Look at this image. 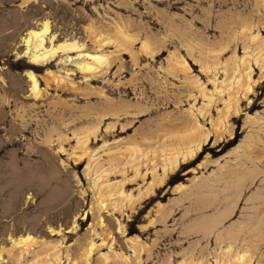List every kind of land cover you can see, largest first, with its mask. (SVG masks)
<instances>
[{"label":"rangeland","instance_id":"obj_1","mask_svg":"<svg viewBox=\"0 0 264 264\" xmlns=\"http://www.w3.org/2000/svg\"><path fill=\"white\" fill-rule=\"evenodd\" d=\"M262 4L0 0V161L35 168L51 161L60 178L0 184V243L25 230L37 237L27 251L4 252L0 264H222L226 249L225 261L247 252L250 264H264ZM44 17L56 36H72L83 47L33 69L14 52L26 27ZM85 53L107 55L110 65L83 74L78 65ZM176 60L187 69H174ZM27 71L40 99L28 97ZM49 71L63 87L45 84ZM248 72L250 91L236 95L238 112L216 130L236 80ZM195 126L199 135L209 134L208 143L157 184L170 149L180 146L177 134ZM85 128L94 133L83 143ZM107 187L120 188L124 197L114 195L101 207L97 194ZM28 191L33 201L16 205ZM11 204L19 208L15 214ZM48 225L60 231L50 233ZM88 241L89 259L80 261Z\"/></svg>","mask_w":264,"mask_h":264},{"label":"bare ground","instance_id":"obj_2","mask_svg":"<svg viewBox=\"0 0 264 264\" xmlns=\"http://www.w3.org/2000/svg\"><path fill=\"white\" fill-rule=\"evenodd\" d=\"M25 1H27V0H25ZM32 1H35V0H32ZM259 2H260V0H259ZM261 3H263L262 8H264V0H261ZM39 20L40 21H38V19H36L34 22H32L31 24H29L26 27V31L24 32V34L22 35V37L19 40V42H21L20 46H18V44H17V46L19 48L20 47L21 48H20V50H17V51L15 50L16 52H14V54H16L17 58L20 59L23 57H27L28 64L31 66V68L34 69L38 65H47L52 60H54L55 57H58L60 55L72 53V52L80 53L82 51L83 43L81 44L78 40H76V38L71 36L70 38L66 37L64 39L65 36H63V35H62L63 38L58 37V35L56 36V31L54 30V28H51V25H50L51 22L49 21V19L47 17H44V18L39 19ZM45 25H47V31H45ZM84 27H86V28H84V30L88 33V36H91L92 35V31L90 30L91 27L90 28L88 26H84ZM59 35H60V33H59ZM117 36H119V35H117ZM125 38H126L125 39L126 41L125 40L124 41L126 43L128 38H130V37L125 36ZM102 39L103 38H101L99 36L97 41L100 42ZM131 40H132V38H131ZM102 41L100 44L98 43L100 46H102V44L105 43ZM106 42H108V40H106ZM149 47H150L149 44L143 43L142 50L146 51L147 53H153L154 50L149 49ZM209 51L213 52L212 49ZM201 55L205 56V54H203V53ZM204 56L202 57V62H203V60H206L204 58ZM206 58H209V56ZM108 59H109V57L107 55H104V54L85 53L82 57V63H80L78 65V69L83 74L95 75V74L103 71L104 69H106L110 65L108 63ZM176 61L174 63V69H177V70L178 69L179 70H186L187 69L186 65H183V64L180 65V62L179 61L176 62ZM243 62H245V60ZM214 65H217V64L214 62V64H212L213 68H214ZM204 66L206 68H208V66H209L208 62H204ZM263 66H264V64L261 65L260 67L262 68ZM215 68H216V66H215ZM33 69H30V70H33ZM48 74H49V79L45 81L46 85L49 84V82H51V83L55 82L57 84L56 86H62L63 87L64 83H62V82H64V81L60 76L53 74L50 71L48 72ZM261 75H264V74H261ZM26 77L28 78V81H29V85H28L29 86V89H28L29 95H28V97H31L33 99H37V98L40 99L43 96L42 90H40V88L37 84V80L35 78L34 73L32 71H27ZM240 78L241 77L239 75V78L236 80V89L233 92H231L232 94L230 93L228 95V101L226 102V106H225L224 111H222L223 113H221V111H220V115L218 116L217 121H216V123H217V125L215 127L216 130H219L222 128V126L225 124V119H227V117L229 116V114L231 112L232 113L238 112V107H237L238 99H237L236 95L240 91L241 92L244 91L243 95H245L251 89L250 72L246 73L244 75V77L242 78V80ZM260 78H262V76ZM229 84L231 85V82ZM16 89L17 88H13L14 91H16ZM201 93H203V95H204V91L201 90ZM231 107H232V109H231ZM25 129H26V131H23V132L25 134H27L28 133L27 128H25ZM196 129H197V127L195 126V127H193L192 131L190 129L189 132H186V133L184 132L182 135L180 133L177 134L178 138L181 140L180 146L172 147L170 149V151L171 150L172 151L170 152V155H168V157H167V159H168L167 162L169 163L168 164L169 166H168V168L162 167L163 173H162V176L159 177V179L157 180V184H162L164 182V180L166 179V177L168 176V174H172L176 170H178V168L181 164L187 162L188 160L194 159L196 157V155L198 154V152H200L204 148V145H206L208 143L207 141L209 138V134L207 133V134L199 135L197 133ZM82 132L84 133V135L82 136L83 137V141H82L83 143H86L88 141L90 135L94 133L93 131H91L88 128H85L84 130H82ZM219 136L216 137L215 141L217 140V138L219 139ZM9 138H11V137H9ZM7 143L10 145H14L15 142L10 139V140H8ZM137 149L138 148H136L134 146L128 150H130V152H132V153H135ZM12 152H10V154H12ZM29 153H28V155H29ZM12 155H11V158H12ZM42 155H44V154H42ZM42 155H40V156H42ZM83 155H85V149L81 150V153L76 156V159L82 158ZM166 155H167V153H166ZM44 158H46L45 155H44ZM8 159H10V158H8ZM12 159H14V158H12ZM46 161H48V160L46 159ZM24 162L20 166L15 160L9 161V162H5L4 160L0 161V184L9 183L12 181V182H20V183L24 182V184H28V186H29V185H33L39 181L51 182L54 180L56 183V181L58 179H60L58 177V173L56 172L55 166H53L50 163L51 161L45 165H40V168H37V167L35 168L34 165L29 164L28 161H27L28 163H26V161H24ZM49 166H51V167H49ZM100 177L101 176H99V178ZM181 185L182 184L176 185L174 187L175 190L180 189L182 187ZM8 186H10V185H8ZM150 187H152V186H150ZM150 191H151V188L148 189L145 194L147 195ZM122 192L123 191L120 190V188L119 189L116 188L115 190L111 191L110 187H107L106 190H100V192L98 191L97 201H98L99 206H101V207L106 206L107 205L106 201L111 200L109 198L114 196V195H116L119 200L120 199L123 200L124 196L122 195ZM23 197H24V195H23ZM34 197H35L34 194L32 192L28 191L27 194H25V198H23V201L21 198L16 197V200H15L16 205L20 206V204L22 202L23 206H25V205L28 206L29 203H31L33 201ZM119 200H118V202H119ZM13 202H14V200H13ZM13 202H10V203H13ZM13 205H14V203H13ZM13 205L9 206L10 211L12 210V207L14 210L16 209V205L15 206H13ZM18 209L19 208L17 206L16 210H18ZM14 210H12V211L15 214V212H17V211L16 210L14 211ZM66 211L67 210L65 209V212ZM71 226H72L71 227V229H72L73 225H71ZM46 228L48 229V232H50V233L60 231V229H56V227L54 228L51 225H48ZM59 228H61V226ZM6 238L7 239L4 238L5 242L3 240L2 243H0V259L2 258V255L4 254V252L9 253L10 251H12L14 249H19L21 252H24V251L29 250L32 246L37 244V237H35L33 234H31V232H29L27 230H25L23 232H16L15 234H11V233L7 234ZM3 243L9 244V248H5ZM86 246L87 247L83 249V252L80 255V261L87 262L89 259L93 245L91 244V242L88 241ZM230 251H231V249H228V250L226 249V251H224V253L222 254L221 257H223L224 255H225V257L228 256ZM225 257L223 258L222 264H238V263L250 264V261H251V257L249 256V254L247 252L237 253L236 257L230 261H225ZM196 264H201V261L197 262Z\"/></svg>","mask_w":264,"mask_h":264},{"label":"snow or ice","instance_id":"obj_3","mask_svg":"<svg viewBox=\"0 0 264 264\" xmlns=\"http://www.w3.org/2000/svg\"><path fill=\"white\" fill-rule=\"evenodd\" d=\"M45 31H47V25H45Z\"/></svg>","mask_w":264,"mask_h":264}]
</instances>
